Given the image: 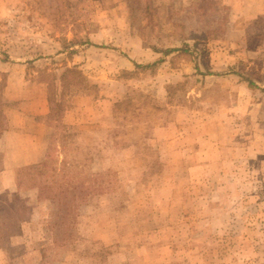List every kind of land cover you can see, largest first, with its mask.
Listing matches in <instances>:
<instances>
[{
	"label": "rangeland",
	"instance_id": "rangeland-1",
	"mask_svg": "<svg viewBox=\"0 0 264 264\" xmlns=\"http://www.w3.org/2000/svg\"><path fill=\"white\" fill-rule=\"evenodd\" d=\"M255 2L0 0V74L62 99L41 167L0 196L17 223L0 264H264ZM71 67L96 97L58 96Z\"/></svg>",
	"mask_w": 264,
	"mask_h": 264
},
{
	"label": "crops",
	"instance_id": "crops-1",
	"mask_svg": "<svg viewBox=\"0 0 264 264\" xmlns=\"http://www.w3.org/2000/svg\"><path fill=\"white\" fill-rule=\"evenodd\" d=\"M255 3L254 14L256 16L264 15V6L261 7L259 2V6L257 2ZM262 3L261 5H263ZM240 9L241 7L238 5V10ZM242 12L245 10L243 9ZM23 67L25 69L27 65ZM126 69H129V66ZM2 72L6 83L2 99L10 106L16 104L13 108L9 106L6 111L3 110L4 122L3 129L0 131V196L8 194L6 199H9V194L18 193L21 195L22 188L19 187L21 171L24 169L36 171L45 160L50 137V126L46 121L49 104L46 91L47 83L39 86L35 84L34 90H28L26 86L23 88L24 83L16 78L14 72L8 70H2ZM24 77L22 76L21 80ZM156 135L159 137L160 133L156 132ZM179 136L181 135H174V140L180 138ZM147 140L153 139L148 138ZM32 194L36 197L37 190ZM28 195L31 196V194ZM11 234L9 233L8 238H14ZM116 256L109 257L108 264H125L118 260V254Z\"/></svg>",
	"mask_w": 264,
	"mask_h": 264
},
{
	"label": "trees",
	"instance_id": "trees-1",
	"mask_svg": "<svg viewBox=\"0 0 264 264\" xmlns=\"http://www.w3.org/2000/svg\"><path fill=\"white\" fill-rule=\"evenodd\" d=\"M5 80L4 74H0V88L3 86V82ZM60 83L61 91L59 92L58 96H64V92L68 88V90L71 89V83H76L79 86V91L81 97H89V93H91V97H96V92L94 89L96 86H92L87 83V80L85 79L84 74L77 68V67H71L66 68L62 74L58 78ZM249 85H252L250 81H248ZM47 100L49 104V114L46 118V120H56L58 118V112L61 110V97L58 102H56V97L54 95V89L53 85L51 83H47ZM93 91V92H91ZM5 103L2 99L1 93H0V131L3 129V109H4ZM132 107V104L127 102H119L114 104L115 111L119 112V109H121L122 113H126L130 108ZM4 207V206H3ZM6 209V213H3L0 211V239H5L9 235V233H12V230L17 226L16 221L10 219V215H14V211L12 208L4 207ZM16 223V224H15ZM50 255V254H48Z\"/></svg>",
	"mask_w": 264,
	"mask_h": 264
}]
</instances>
